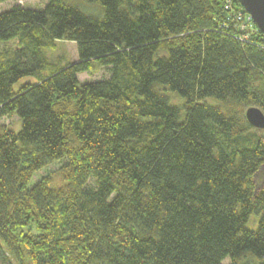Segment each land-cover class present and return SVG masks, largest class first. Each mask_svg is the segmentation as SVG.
<instances>
[{"label": "trees", "instance_id": "obj_1", "mask_svg": "<svg viewBox=\"0 0 264 264\" xmlns=\"http://www.w3.org/2000/svg\"><path fill=\"white\" fill-rule=\"evenodd\" d=\"M44 1L0 13V264H264V35L227 0Z\"/></svg>", "mask_w": 264, "mask_h": 264}, {"label": "rangeland", "instance_id": "obj_2", "mask_svg": "<svg viewBox=\"0 0 264 264\" xmlns=\"http://www.w3.org/2000/svg\"><path fill=\"white\" fill-rule=\"evenodd\" d=\"M46 2L44 0H9L6 2L0 3V13L6 12L11 10L15 6H23L27 9H34V10H41L44 9L46 6ZM72 4L79 6L78 1H73ZM84 6V8H81L84 13L91 17L95 18H102L103 16V9L101 6L95 5V6H89L85 4H81ZM101 15L99 16L98 13ZM46 55L50 62L52 64H58L60 66H66L68 64H72L79 59L78 55V49L75 43L68 42V41H58L56 45V49L46 51ZM48 72H44V75H47ZM109 77V71L107 69L101 70L99 73L95 75H89V74H82L80 76V79L82 82H94L99 79H104ZM38 82V76H32V77H26L23 78L19 83L15 86V91H19L24 85L26 84H36ZM256 84L259 85V82L256 81ZM215 103V102H212ZM2 123L10 126L13 130H19L20 129V123L19 119L17 117L14 118H5L2 120ZM60 167V164L49 166L45 171H43L42 174H40L42 177L44 174H49L52 172H55ZM38 178V180L40 179ZM91 186L94 185V182H91ZM254 217L252 218V221L250 223L251 229H256V224H253ZM224 264H230V260H226Z\"/></svg>", "mask_w": 264, "mask_h": 264}, {"label": "water", "instance_id": "obj_3", "mask_svg": "<svg viewBox=\"0 0 264 264\" xmlns=\"http://www.w3.org/2000/svg\"><path fill=\"white\" fill-rule=\"evenodd\" d=\"M245 11L252 16L259 32L264 35V0H238ZM246 118L250 125L258 129H264V113L257 107H251L246 111Z\"/></svg>", "mask_w": 264, "mask_h": 264}, {"label": "built area", "instance_id": "obj_4", "mask_svg": "<svg viewBox=\"0 0 264 264\" xmlns=\"http://www.w3.org/2000/svg\"><path fill=\"white\" fill-rule=\"evenodd\" d=\"M225 9L229 13V19L237 26L239 32L238 40L242 42H250L252 34L258 31L252 16H250L245 9L236 6L233 0H227ZM224 28H228V25L224 24ZM264 50V40L259 46Z\"/></svg>", "mask_w": 264, "mask_h": 264}]
</instances>
